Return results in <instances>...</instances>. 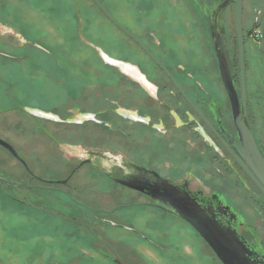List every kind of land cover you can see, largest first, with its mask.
I'll return each mask as SVG.
<instances>
[{
    "label": "flooded vegetation",
    "instance_id": "af4514ba",
    "mask_svg": "<svg viewBox=\"0 0 264 264\" xmlns=\"http://www.w3.org/2000/svg\"><path fill=\"white\" fill-rule=\"evenodd\" d=\"M239 1L240 38L236 25L237 0H171L173 22H169L170 27L153 26L149 17L140 16L142 12L134 14L124 24L102 3L112 18L131 35L98 8L103 16L137 47L136 56L118 57L94 46L103 67L117 73L115 84L122 88L120 97L114 99L107 94L104 99L116 107L112 111L104 106L92 110L91 105L84 112L86 107L79 106L75 93L78 83L75 81L72 85L62 84L67 95L62 97L63 103L58 106L1 109L0 113L22 110L36 120V124L41 122L28 132L32 131L42 139L45 154L55 157L60 171L56 176L33 173L13 144L7 142L20 159L6 150L23 167L26 175V179L15 182L17 185L14 187H24L36 195L40 191L49 195L57 201L55 204L59 210L74 211L83 216L78 222L84 225H91L89 222L93 217L100 223L125 229L135 234L142 244L161 250L162 247L149 235L133 225L106 217L119 210L142 208L176 219L169 207L152 195L158 186V176L189 193L205 209L214 211L221 223L234 227L251 249L264 256V243L256 229L221 191L207 184L191 165L193 161H201L205 164L202 168L215 175H233L244 190L253 194V199L264 211L263 195L236 159L243 160L240 138L211 36V30H216L238 98L239 115L252 131L264 157V51L260 48L264 42V0ZM130 23L136 27L135 30L128 26ZM239 39L242 41L244 92L241 87ZM243 94L246 118L243 117ZM117 109L125 112L118 114ZM76 113L82 116L76 118ZM110 114L119 117L118 128L114 130L110 129L107 119ZM90 115L91 119H86ZM86 120L92 122V128H98L88 132L92 140L81 139L67 127L80 126ZM108 135L113 137V141L102 142ZM201 171L206 174L205 170ZM97 177L111 181L137 199L114 204L99 202L100 195L109 193L97 188ZM120 180H127L138 187L122 184ZM2 184L4 182L0 186ZM107 198L110 199L109 196ZM232 213L234 219H230ZM177 219L194 231L187 222ZM77 224L85 230L84 225ZM125 246L134 249L129 244ZM161 255L168 264L176 258L186 264L182 251L175 253L174 258L165 253ZM144 263L148 264L146 259Z\"/></svg>",
    "mask_w": 264,
    "mask_h": 264
},
{
    "label": "rangeland",
    "instance_id": "374dc122",
    "mask_svg": "<svg viewBox=\"0 0 264 264\" xmlns=\"http://www.w3.org/2000/svg\"><path fill=\"white\" fill-rule=\"evenodd\" d=\"M170 1L102 0V3L124 24L142 12L140 16L149 17L153 26L170 27L173 16ZM128 26L136 29L132 23ZM94 46L118 57L137 54L133 42L109 23L92 0H0V110L12 106L38 109L58 106L67 95L62 84L72 85L76 81L75 93L79 106L86 107L84 112L91 105L92 110L104 106L112 111L116 105L104 99L107 94L117 99L122 88L115 84L117 73L103 67ZM124 112L116 110L118 114ZM74 116L80 118L82 114ZM107 119L110 129L118 128L117 115L110 114ZM39 124L22 110L3 111L0 139L13 144L33 173L59 175L57 160L44 152L45 143L32 131L28 132ZM67 127L86 140H92L88 137L91 129H98L92 128V122L87 120L80 126ZM112 139L108 135L101 141ZM191 165L207 184L215 186L240 210L264 243V211L253 194L244 190L233 175H215L202 168L205 164L201 161H193ZM0 178L12 182L26 179L23 167L2 146ZM95 180L97 188L111 195H100L99 202L114 204L137 199L107 179ZM56 202L41 191L36 195L24 187L17 189L6 183L0 186V264H67L70 260L69 264H145V259L148 264H168L161 253L174 258L179 251L186 257V264H220L195 231L177 218L142 208L119 210L106 216L149 235L162 247L156 250L142 244L135 234L93 217L91 225H84L78 222L83 216L59 210ZM77 223L84 225L85 230ZM171 263L182 261L176 258Z\"/></svg>",
    "mask_w": 264,
    "mask_h": 264
},
{
    "label": "water",
    "instance_id": "95a60500",
    "mask_svg": "<svg viewBox=\"0 0 264 264\" xmlns=\"http://www.w3.org/2000/svg\"><path fill=\"white\" fill-rule=\"evenodd\" d=\"M98 8L118 27L126 31L119 23H117L109 12L105 9L99 0H92ZM240 1L237 0L236 25L240 38ZM263 28V26H262ZM213 40V47L217 57L220 75L228 92L229 99L232 106L234 121L240 138V147L243 160L236 157L237 161L255 183L264 197V157L254 139L252 131L242 120L238 112V98L235 93L233 82L231 79L230 69L227 64L223 45L217 35L216 30H211ZM260 48L264 51V42L262 41ZM239 49L241 56V87L244 92L243 82V62H242V41L239 39ZM116 65H119L115 63ZM243 101V117L246 118V111ZM40 113V112H39ZM51 116V115H49ZM92 115L86 116V119H91ZM0 146L7 149L13 156L19 158L13 147L6 141L0 139ZM20 159V158H19ZM122 184L130 187L133 186L126 180H120ZM4 182L8 185L16 186L17 183L10 180L0 178V184ZM157 187L155 194H152L155 199L169 207L170 213L177 218L187 222L194 231L203 239L209 246L211 251L221 262V264H264V256L259 255L255 250L251 249L248 244L240 237L237 230L228 224L221 223L214 211L205 209L201 204L186 191H183L168 181L157 176ZM140 189V188H139ZM235 215L230 214V219H234Z\"/></svg>",
    "mask_w": 264,
    "mask_h": 264
}]
</instances>
